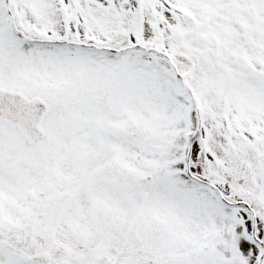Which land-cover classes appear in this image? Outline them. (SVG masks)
<instances>
[{"label":"snow or ice","instance_id":"snow-or-ice-1","mask_svg":"<svg viewBox=\"0 0 264 264\" xmlns=\"http://www.w3.org/2000/svg\"><path fill=\"white\" fill-rule=\"evenodd\" d=\"M0 264H264V0H0Z\"/></svg>","mask_w":264,"mask_h":264}]
</instances>
